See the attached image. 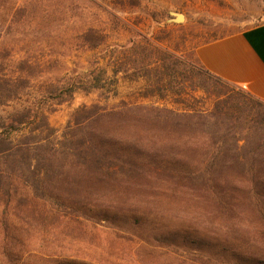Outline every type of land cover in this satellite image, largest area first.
<instances>
[{
  "label": "rangeland",
  "instance_id": "374dc122",
  "mask_svg": "<svg viewBox=\"0 0 264 264\" xmlns=\"http://www.w3.org/2000/svg\"><path fill=\"white\" fill-rule=\"evenodd\" d=\"M174 13L184 20L173 21ZM262 22L264 0H0V134L6 140L0 152L21 146L19 158L27 163L49 140L67 150L68 125L84 117L76 112L85 105L128 117H152L155 109L211 115L219 99L230 97V116L220 127L239 147L256 141V104L241 96L243 89L207 76L196 49ZM175 63L176 75L169 76L166 65ZM126 133L135 138L121 130ZM15 186L8 193L0 179V264H204L181 241L153 238L187 227L208 232L200 220L153 213L125 225L79 223L34 198L26 181ZM48 213L53 223L40 226L34 216Z\"/></svg>",
  "mask_w": 264,
  "mask_h": 264
},
{
  "label": "trees",
  "instance_id": "16d2710c",
  "mask_svg": "<svg viewBox=\"0 0 264 264\" xmlns=\"http://www.w3.org/2000/svg\"><path fill=\"white\" fill-rule=\"evenodd\" d=\"M176 66L166 65L169 76L175 77ZM200 68L216 83L231 85ZM75 88H69L71 97ZM241 96L256 104L252 123L261 131L242 147L220 127L233 97L219 99L211 115L155 109L152 117H128L121 110L85 105L76 112L84 117L68 125L67 150L49 140L37 145L27 163L19 158L21 146L1 151L0 179L7 192L17 179L26 181L34 198L48 200L79 223L125 225L153 213L183 214L209 225L208 232L187 227L153 238L181 241L198 251L204 264H264V102ZM121 130L136 132L135 138L122 137ZM5 142L0 134V145ZM48 215L34 219L46 227L54 221Z\"/></svg>",
  "mask_w": 264,
  "mask_h": 264
},
{
  "label": "crops",
  "instance_id": "0c3cea01",
  "mask_svg": "<svg viewBox=\"0 0 264 264\" xmlns=\"http://www.w3.org/2000/svg\"><path fill=\"white\" fill-rule=\"evenodd\" d=\"M196 59L209 74L264 102V22L202 44Z\"/></svg>",
  "mask_w": 264,
  "mask_h": 264
},
{
  "label": "water",
  "instance_id": "95a60500",
  "mask_svg": "<svg viewBox=\"0 0 264 264\" xmlns=\"http://www.w3.org/2000/svg\"><path fill=\"white\" fill-rule=\"evenodd\" d=\"M175 18L173 19V21L176 22H181L184 20V15L181 13H174Z\"/></svg>",
  "mask_w": 264,
  "mask_h": 264
}]
</instances>
